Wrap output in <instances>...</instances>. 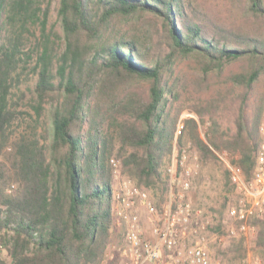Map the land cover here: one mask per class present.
Returning <instances> with one entry per match:
<instances>
[{
    "label": "trees",
    "instance_id": "trees-1",
    "mask_svg": "<svg viewBox=\"0 0 264 264\" xmlns=\"http://www.w3.org/2000/svg\"><path fill=\"white\" fill-rule=\"evenodd\" d=\"M147 14L158 20V44L140 33ZM49 16L44 0H0V156L11 162L0 161V230L12 232L0 264H99L113 223L115 141L135 149L125 159L133 173L159 174L183 108L173 107L192 88L209 95L191 107L199 121L186 120L201 154L238 153L234 163L252 179L264 95L250 123L245 104L264 74V0H60L63 34ZM30 70L37 79L25 112L13 89ZM235 95L237 132L226 137L217 109ZM206 113L207 141L197 132ZM12 180L19 187L7 193Z\"/></svg>",
    "mask_w": 264,
    "mask_h": 264
},
{
    "label": "rangeland",
    "instance_id": "rangeland-1",
    "mask_svg": "<svg viewBox=\"0 0 264 264\" xmlns=\"http://www.w3.org/2000/svg\"><path fill=\"white\" fill-rule=\"evenodd\" d=\"M203 1V0H202ZM60 0H44V6L50 4V16L49 27L54 26L55 31L59 34H63L62 26L58 18V7ZM147 24L141 29V32L145 36H151L153 42L158 44L161 39L156 34V24L158 20L147 14L145 19ZM159 26V25H158ZM39 34V30L37 32ZM61 46L63 43L61 41ZM238 64H234L233 67H237ZM22 82L19 86L13 89L15 95L14 100L19 102L18 109L25 112H32L30 103L31 98L34 95V87L37 79V75L32 71H27L22 76ZM192 88V87H191ZM192 88L193 92H183L179 101L175 103L173 107V113L177 107H183L178 121L175 125V138L173 140L171 150L166 152L162 158L161 165L159 167V174L147 179L141 178L133 173L125 165L126 157L135 151L133 147H127L125 150L120 151L121 143L115 141L114 154L110 157H114L120 161V172L115 174L111 167L112 175V187L113 190L118 192L122 191L126 182H131L134 185L146 189L149 192L151 200L157 205H162L168 196V188L170 182L169 165L173 157H181V151L186 149L188 152L187 164L192 167L193 172L191 176V189L189 191V199L193 206L192 226L204 225L205 229L195 237L204 238L202 241L206 244L210 254V264H264V248L258 243L259 232L264 224V216L256 218L253 221L254 229L250 231L249 237H233L230 234L231 229H237V222L230 216L229 208L236 202L241 196V192L238 190L236 184H234L230 177V165L234 164V160L239 158L238 153H231L228 150L223 152H217V156L205 158L201 154L198 145L194 138L191 136V130L186 125V120L194 117L199 121V117L195 112L191 110V107L197 105L199 99H208L206 92H196ZM217 87H214V91ZM242 91V89H239ZM24 93V94H23ZM212 93V92H211ZM264 95V74L257 81L254 89L250 93L249 99L245 104V116L250 123L252 115L257 105L258 99H261ZM240 98L238 95L230 97L226 103L221 104V108L217 109L216 120L219 123V131L222 134H227L226 137L231 136L237 132V118L240 112ZM26 119L21 122L20 127L16 129L23 130L29 121V116H25ZM205 122L199 123L197 127L198 135L207 141V134L211 127V119L209 113L205 114ZM264 112L262 114V119ZM261 119V120H262ZM46 122L47 117H43L39 126V133L46 134ZM17 125V124H16ZM41 143L48 146L50 144L49 139L41 138ZM11 148H8L9 151ZM47 160L51 161V150L47 147ZM0 161H3L7 168H9L11 162L6 155L0 156ZM182 168L179 169V173ZM151 181V182H150ZM19 187L18 182L12 180L7 184L6 192L14 193ZM11 189V190H10ZM0 210H2L1 217H5L6 206L1 204ZM137 212L140 215L141 225L145 230V234L149 238H153V229L158 219H151V215L148 209L144 205H137ZM262 221V222H261ZM155 222V223H154ZM12 232H8L7 228L0 230V243L1 239L10 238ZM125 239V228L122 223H119L118 218L113 214V223L111 228L110 240L106 248L103 262L108 264H124L125 261L118 254L112 253L113 244H122ZM192 237L184 239L182 241L183 247L191 245ZM4 255L8 258V253L4 252ZM250 259V262H249Z\"/></svg>",
    "mask_w": 264,
    "mask_h": 264
},
{
    "label": "built area",
    "instance_id": "built-area-1",
    "mask_svg": "<svg viewBox=\"0 0 264 264\" xmlns=\"http://www.w3.org/2000/svg\"><path fill=\"white\" fill-rule=\"evenodd\" d=\"M261 143L256 154V165L250 181L244 178L243 169L234 163L230 165V178L236 184L241 196L230 208V216L237 222V229H231V236L246 238L254 229L253 221L264 216V117L260 124ZM188 152L181 151V157H173L169 165L170 182L168 196L162 205L154 203L146 189L126 182L122 191H114L113 214L125 228L122 244H113L112 253L118 254L124 264H210V254L204 238H197L204 225L192 226L193 206L189 199L193 169L186 165ZM110 165L115 174L120 172V161L114 157ZM182 171L179 173V169ZM11 190V189H10ZM144 205L151 219H158L153 229V238L145 234L141 225L137 205ZM192 237L191 245L182 246V241ZM3 245L0 244V248ZM250 262V259H249ZM99 264H108L101 261Z\"/></svg>",
    "mask_w": 264,
    "mask_h": 264
}]
</instances>
